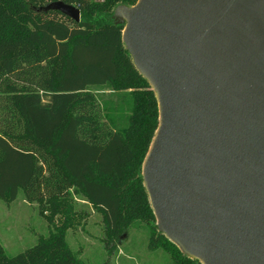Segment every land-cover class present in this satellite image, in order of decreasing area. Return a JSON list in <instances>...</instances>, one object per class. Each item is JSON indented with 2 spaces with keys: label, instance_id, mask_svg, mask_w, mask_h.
Instances as JSON below:
<instances>
[{
  "label": "trees",
  "instance_id": "trees-1",
  "mask_svg": "<svg viewBox=\"0 0 264 264\" xmlns=\"http://www.w3.org/2000/svg\"><path fill=\"white\" fill-rule=\"evenodd\" d=\"M76 6L80 21L52 7ZM138 0H0V198L40 205L49 234L0 264H84L68 233L101 215L114 246L133 227L172 264H203L159 230L143 166L160 123L116 8ZM58 220V222H56Z\"/></svg>",
  "mask_w": 264,
  "mask_h": 264
},
{
  "label": "water",
  "instance_id": "water-1",
  "mask_svg": "<svg viewBox=\"0 0 264 264\" xmlns=\"http://www.w3.org/2000/svg\"><path fill=\"white\" fill-rule=\"evenodd\" d=\"M116 16L159 102L143 166L159 230L203 264H264V0H138Z\"/></svg>",
  "mask_w": 264,
  "mask_h": 264
},
{
  "label": "rangeland",
  "instance_id": "rangeland-1",
  "mask_svg": "<svg viewBox=\"0 0 264 264\" xmlns=\"http://www.w3.org/2000/svg\"><path fill=\"white\" fill-rule=\"evenodd\" d=\"M79 209L87 215L82 225L69 231L68 241L84 264H172L167 252L150 249L145 227H133L113 246L104 237L101 215L82 200ZM46 215L38 203L27 201L22 193L11 203L0 198V240L7 252L17 254L49 234L53 226Z\"/></svg>",
  "mask_w": 264,
  "mask_h": 264
},
{
  "label": "bare ground",
  "instance_id": "bare-ground-1",
  "mask_svg": "<svg viewBox=\"0 0 264 264\" xmlns=\"http://www.w3.org/2000/svg\"><path fill=\"white\" fill-rule=\"evenodd\" d=\"M205 263H206V260L204 259Z\"/></svg>",
  "mask_w": 264,
  "mask_h": 264
}]
</instances>
